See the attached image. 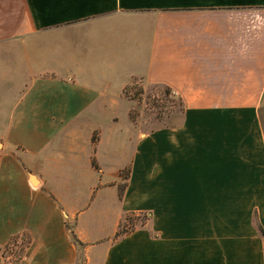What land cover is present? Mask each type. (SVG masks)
Instances as JSON below:
<instances>
[{
    "label": "crops",
    "instance_id": "0c3cea01",
    "mask_svg": "<svg viewBox=\"0 0 264 264\" xmlns=\"http://www.w3.org/2000/svg\"><path fill=\"white\" fill-rule=\"evenodd\" d=\"M0 145L22 264H264V0H0Z\"/></svg>",
    "mask_w": 264,
    "mask_h": 264
},
{
    "label": "rangeland",
    "instance_id": "374dc122",
    "mask_svg": "<svg viewBox=\"0 0 264 264\" xmlns=\"http://www.w3.org/2000/svg\"><path fill=\"white\" fill-rule=\"evenodd\" d=\"M127 93V97L134 107L131 118L135 122L141 123L143 134L151 132L155 128L177 126L182 122V103L172 93L168 94L165 87H148L142 83H137L129 87ZM130 219L131 221L126 222L125 231L127 233L145 226L148 216L141 214L139 217L135 216Z\"/></svg>",
    "mask_w": 264,
    "mask_h": 264
},
{
    "label": "built area",
    "instance_id": "2783aa9c",
    "mask_svg": "<svg viewBox=\"0 0 264 264\" xmlns=\"http://www.w3.org/2000/svg\"><path fill=\"white\" fill-rule=\"evenodd\" d=\"M29 246L21 238L12 239L0 250V264H22Z\"/></svg>",
    "mask_w": 264,
    "mask_h": 264
},
{
    "label": "trees",
    "instance_id": "16d2710c",
    "mask_svg": "<svg viewBox=\"0 0 264 264\" xmlns=\"http://www.w3.org/2000/svg\"><path fill=\"white\" fill-rule=\"evenodd\" d=\"M166 90H167V93H168V94L171 93V90H169L168 88H166ZM181 106L183 107L182 104H181ZM184 112H185V111H184V107H183V110H182V116H184ZM128 221H131L130 217H129V219L127 218V222H128ZM257 226H258V229H259L261 235H263V237H264V231H263L262 227H261L259 224H258ZM125 227H126V224H125V225L123 224L122 230H121V232L118 234V236H122V235H124L125 233H127V231H125ZM73 238H74V240H75L76 243H79V241L77 240V238H76V236H75L74 234H73Z\"/></svg>",
    "mask_w": 264,
    "mask_h": 264
}]
</instances>
